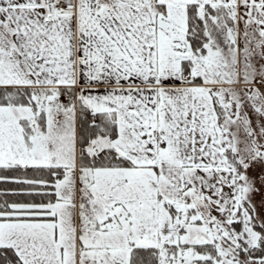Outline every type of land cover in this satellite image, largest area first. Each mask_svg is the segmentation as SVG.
Wrapping results in <instances>:
<instances>
[{"label":"snow or ice","instance_id":"snow-or-ice-1","mask_svg":"<svg viewBox=\"0 0 264 264\" xmlns=\"http://www.w3.org/2000/svg\"><path fill=\"white\" fill-rule=\"evenodd\" d=\"M0 264H264V0H0Z\"/></svg>","mask_w":264,"mask_h":264}]
</instances>
